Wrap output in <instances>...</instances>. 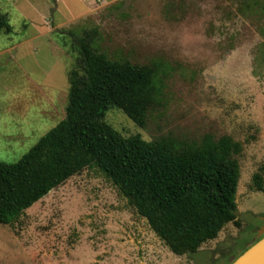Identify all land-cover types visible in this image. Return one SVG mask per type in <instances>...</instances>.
<instances>
[{
	"label": "rangeland",
	"instance_id": "rangeland-1",
	"mask_svg": "<svg viewBox=\"0 0 264 264\" xmlns=\"http://www.w3.org/2000/svg\"><path fill=\"white\" fill-rule=\"evenodd\" d=\"M0 161H18L65 115L68 72L85 33L108 57L161 63L145 128L119 108L106 121L152 140L205 133L242 143L236 220L196 253L175 255L96 168L0 224V264H230L264 227V0H0ZM264 230V228H263Z\"/></svg>",
	"mask_w": 264,
	"mask_h": 264
},
{
	"label": "trees",
	"instance_id": "trees-1",
	"mask_svg": "<svg viewBox=\"0 0 264 264\" xmlns=\"http://www.w3.org/2000/svg\"><path fill=\"white\" fill-rule=\"evenodd\" d=\"M0 12V32L10 33ZM167 71L161 63L108 57L85 33L68 72L64 118L16 162L0 161V224L13 225L38 200L84 169L96 168L175 255L196 253L236 220L242 143L205 133L145 140L124 136L105 119L121 109L145 128L160 103ZM264 191V166L253 174Z\"/></svg>",
	"mask_w": 264,
	"mask_h": 264
},
{
	"label": "water",
	"instance_id": "water-1",
	"mask_svg": "<svg viewBox=\"0 0 264 264\" xmlns=\"http://www.w3.org/2000/svg\"><path fill=\"white\" fill-rule=\"evenodd\" d=\"M230 264H264V235L234 258Z\"/></svg>",
	"mask_w": 264,
	"mask_h": 264
},
{
	"label": "flooded vegetation",
	"instance_id": "flooded-vegetation-1",
	"mask_svg": "<svg viewBox=\"0 0 264 264\" xmlns=\"http://www.w3.org/2000/svg\"><path fill=\"white\" fill-rule=\"evenodd\" d=\"M263 228L264 227L259 228V229L256 230V232L253 233V241H252V243H250V245L253 244L255 241H257L259 238H261L264 235ZM250 245H248L247 247H249Z\"/></svg>",
	"mask_w": 264,
	"mask_h": 264
}]
</instances>
